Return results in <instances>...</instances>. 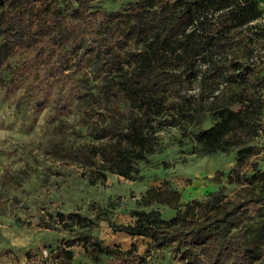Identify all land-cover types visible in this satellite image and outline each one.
Returning <instances> with one entry per match:
<instances>
[{"label": "trees", "instance_id": "obj_1", "mask_svg": "<svg viewBox=\"0 0 264 264\" xmlns=\"http://www.w3.org/2000/svg\"><path fill=\"white\" fill-rule=\"evenodd\" d=\"M92 1L0 0V77L8 68L11 80L28 86L41 67L54 59L66 63L69 56L78 66L84 59L89 67L84 74L66 75L68 84L60 85L48 104L53 121L77 106L79 121L97 142L72 146L60 140L47 151L92 169L94 183L107 172L135 179V162L155 151V133L164 126L192 135L205 154L237 148L225 178L240 184L232 196L219 190L182 205L180 192L169 189L157 200L176 210L170 219L156 209H137L131 212L132 224L110 225L149 239L142 253L135 252L134 245L118 250L132 264H142L153 250L165 247L173 251V264H264V169L244 172L250 158L263 149L247 140L249 121L264 111V100L246 95L236 110L223 104L207 127L200 125L199 106L220 76L207 54L228 57L232 37L257 26L262 17L257 1L138 0L110 11L92 8ZM15 54L18 60L11 64ZM223 74L231 76L226 70ZM236 76L264 87V74L241 71ZM195 79L200 82L196 96L188 93ZM60 122L56 127L63 132L65 124ZM223 175L217 170L206 178L221 183ZM249 206L256 207L251 222L238 215ZM70 218L93 223H81L77 213ZM74 243L67 241L68 246Z\"/></svg>", "mask_w": 264, "mask_h": 264}, {"label": "rangeland", "instance_id": "obj_2", "mask_svg": "<svg viewBox=\"0 0 264 264\" xmlns=\"http://www.w3.org/2000/svg\"><path fill=\"white\" fill-rule=\"evenodd\" d=\"M136 1L94 0L91 6L110 11ZM256 1L262 10L257 26L232 37L234 47L227 58L207 54L216 62L214 71L220 76L199 105L201 127L213 123L212 115L223 104L236 110L242 107L246 95L264 100V87L236 76L241 71L251 76L264 74V0ZM10 58L11 64L18 60L17 54ZM80 61L78 66L72 56L63 64L54 59L35 73L28 86L11 80L8 68L1 73L0 264H132L118 250L134 245L135 252L142 253L149 239L115 231L110 224H132L135 217L131 212L137 209H156L163 219H170L176 210L157 200L158 194L169 189L180 192L183 205L193 199L203 200L219 190L232 196L240 185L225 181L237 148L229 153L205 154L192 135L181 134L176 126H164L155 133V151L135 162V179L107 172L104 180L99 176L91 183L92 169L54 158L47 148L60 140L72 146L97 142L90 128L79 121L77 106L61 120L50 118L48 101L60 85L68 84L66 75L78 76L89 69L84 59ZM225 70L230 77L223 74ZM96 80L100 82L102 78ZM199 89V80H192L188 93L196 96ZM59 121L65 124L63 132L57 130ZM249 125L247 144L263 149L250 158L244 169L246 174L264 169V111ZM217 170L224 173L221 183L206 178ZM74 213L83 218L81 223L88 219L92 225L74 223L70 218ZM255 214L254 206L238 213L247 222ZM71 239L75 243L68 246ZM66 251L72 255L67 256ZM172 255L171 247L155 249L142 264H173Z\"/></svg>", "mask_w": 264, "mask_h": 264}, {"label": "built area", "instance_id": "obj_3", "mask_svg": "<svg viewBox=\"0 0 264 264\" xmlns=\"http://www.w3.org/2000/svg\"><path fill=\"white\" fill-rule=\"evenodd\" d=\"M43 251H44V255H45V256L48 255V252H47L46 249H44Z\"/></svg>", "mask_w": 264, "mask_h": 264}]
</instances>
